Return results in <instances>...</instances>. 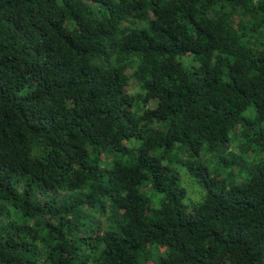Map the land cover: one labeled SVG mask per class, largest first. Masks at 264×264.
<instances>
[{
    "label": "clouds",
    "instance_id": "9594fccd",
    "mask_svg": "<svg viewBox=\"0 0 264 264\" xmlns=\"http://www.w3.org/2000/svg\"><path fill=\"white\" fill-rule=\"evenodd\" d=\"M160 9L156 15L152 0H35L26 24L37 39L41 32L70 40L85 31L110 37L103 53L88 57L87 70L109 81L105 110L126 116L128 125L109 129L107 117L67 94L56 103L68 113L84 112L86 135L71 158L67 134L61 148L21 120L12 127L19 126L23 142L13 140V131L0 132V156L15 161L9 188L15 198L0 189V245L9 237L27 241L37 250L36 264H50L48 254L58 244L68 249L63 260L87 257V264L97 258L104 264L106 250L114 264H188L193 257L198 264H264V0H162ZM11 54L0 46V60ZM182 89L189 90L186 98ZM216 91L215 107L193 104ZM9 107L0 106V121ZM84 157L88 163L81 167ZM133 157L146 166L137 168ZM121 171L133 175L114 190L103 185L110 195L98 191L90 174ZM161 173L169 176L167 188L159 183ZM185 175L191 184L182 182ZM37 204L39 213L32 211ZM201 213L211 217L205 229L177 226ZM130 214L148 227L124 244L118 222ZM152 220L166 230L151 229ZM24 227L34 238L21 239L16 228ZM213 231L223 243L212 239Z\"/></svg>",
    "mask_w": 264,
    "mask_h": 264
},
{
    "label": "trees",
    "instance_id": "16d2710c",
    "mask_svg": "<svg viewBox=\"0 0 264 264\" xmlns=\"http://www.w3.org/2000/svg\"><path fill=\"white\" fill-rule=\"evenodd\" d=\"M161 2L162 0H152L153 11L156 15L160 14ZM34 4L35 0H0V46L8 48L11 53H14L0 60V65H2L0 67V106H10L7 111L2 113L7 124L0 121V132L13 131V140L23 142L24 134L19 131V126L15 129L12 127L16 120H21L28 131L36 135L46 136L50 145L61 148L64 145L59 141L62 140L63 134H67L72 143L70 153L66 151L65 154L71 158V156L78 153L79 141L86 138L84 129L80 127L84 123L82 119L84 112L75 109L71 113L66 112L61 104L56 103L57 97L75 94V96L82 98L81 102L90 113L107 117L109 129L120 126L127 127L128 125L126 116H120L118 113L105 110L109 105L107 99L109 81L104 78L101 72L94 71L90 75L87 70L88 57L94 52L103 53L105 47L111 44V39L103 32L98 33L97 31H85L83 36H77L71 40L63 34L51 37L47 33L41 32L37 39L26 24V21L33 17ZM32 27L37 28L35 24ZM51 27L55 28V25H51ZM37 31H39L38 28ZM108 31H111V29ZM115 50L121 54L127 52V48L117 47ZM151 50L167 52V49L163 48ZM54 51L56 52L55 59L53 58ZM42 54L43 61L40 59ZM201 83L204 82L201 81ZM215 84H219L218 79L215 80ZM208 87L212 88L213 84L209 83ZM25 90H28L29 94L20 95ZM188 91V89H182L181 95L186 98ZM217 95H219L218 91L213 92L207 95L206 99L194 100L193 104H201L205 108L211 104L215 107L214 98ZM228 104L235 110L236 104L233 101H228ZM172 114L178 118L182 115L176 112ZM212 115L218 121V113L213 112ZM30 121H35V124L30 123ZM188 131H191V129H188ZM181 135H183V129ZM133 160L137 168L143 169L146 166L144 161L136 157H133ZM87 163L88 158L84 157L81 167H84ZM14 165V160L9 159L7 156H0V189L13 198H15L14 193L9 188L12 180L11 173L15 171ZM117 167H119V164ZM151 171L149 169V173ZM90 174L101 185L98 191L109 195L110 193L104 190L103 185L107 184L108 188L114 190L121 183V180L133 175L131 171L128 173L121 171L118 176L116 173L98 174L97 172H91ZM45 178H47V174ZM149 178L155 179L152 176H149ZM169 182L167 173H161L159 176L160 185L167 188ZM36 186L39 187V180H37ZM25 204L27 205L28 202L25 201ZM219 207L217 205L218 209ZM32 211L39 213L42 210L37 204ZM172 215L173 212L169 211L168 216ZM175 216L179 218L180 213L176 212ZM149 223L153 230H166L157 220H152ZM210 224L211 217L205 219L204 214L201 213L195 216L192 222L177 223V226L187 228L189 231L199 232ZM47 226L51 228V225ZM118 227L121 234L126 237V240L121 241V243L127 244L133 240L134 236L144 233L148 225L135 214H130L126 220L118 222ZM16 232L21 239L24 235L34 238L33 230L30 228H16ZM53 232H55V229H53ZM212 239L217 240L218 243H223L218 239L215 231L212 233ZM259 239H264V235H261ZM80 243L89 246L83 238ZM90 246L96 247L95 244ZM129 250L131 252L138 251L135 246H131ZM20 251H22V256L19 254ZM65 251H68V249L58 244L48 254L50 264H77V261L79 264H87V257L83 261H80L79 257H77V261L63 260L60 254ZM77 251L78 249L75 247L71 249L73 254ZM36 255L37 250L27 241L17 244L9 237L8 243L0 245V264H36ZM30 256L32 258H29ZM102 259L104 264H114L115 262L111 250H106L102 255ZM95 264H100L99 258L96 259ZM188 264H198V261L193 257Z\"/></svg>",
    "mask_w": 264,
    "mask_h": 264
},
{
    "label": "rangeland",
    "instance_id": "374dc122",
    "mask_svg": "<svg viewBox=\"0 0 264 264\" xmlns=\"http://www.w3.org/2000/svg\"><path fill=\"white\" fill-rule=\"evenodd\" d=\"M182 182L185 184H191V179L188 176H183Z\"/></svg>",
    "mask_w": 264,
    "mask_h": 264
}]
</instances>
